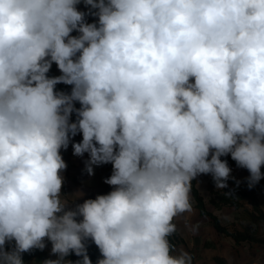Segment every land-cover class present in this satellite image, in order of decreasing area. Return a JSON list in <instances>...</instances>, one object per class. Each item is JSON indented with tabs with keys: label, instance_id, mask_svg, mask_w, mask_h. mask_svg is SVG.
I'll use <instances>...</instances> for the list:
<instances>
[{
	"label": "clouds",
	"instance_id": "clouds-1",
	"mask_svg": "<svg viewBox=\"0 0 264 264\" xmlns=\"http://www.w3.org/2000/svg\"><path fill=\"white\" fill-rule=\"evenodd\" d=\"M77 134L89 176L112 166L82 203L61 195ZM228 155L264 178V0H0V264L45 239L42 264H92L89 240L96 264H193L173 221L201 174L228 187Z\"/></svg>",
	"mask_w": 264,
	"mask_h": 264
},
{
	"label": "crops",
	"instance_id": "crops-1",
	"mask_svg": "<svg viewBox=\"0 0 264 264\" xmlns=\"http://www.w3.org/2000/svg\"><path fill=\"white\" fill-rule=\"evenodd\" d=\"M80 10L85 11V6L81 7ZM52 74L58 76L61 73L59 70H53ZM70 91L71 87L67 89L66 93H70ZM75 118V114H73L72 120L74 121ZM81 138L82 135L77 134L72 138L67 150H61V155L67 164L66 170L61 173L64 178L61 195L70 198L78 191L83 192L84 196L76 200L75 203H82L84 199H95L99 193L109 190V185L104 183V180L108 178L104 165L93 166L94 175L89 176L85 170V161L89 159L88 154L73 155L72 143L80 142ZM228 165L231 168L230 176L242 181L249 176L247 169L238 167L236 163ZM210 179L211 175L209 174H201L197 177V187L204 197L206 209L218 216L220 222L230 230H249L257 237L264 238V221L258 218L260 214H264V186L258 193L259 205L257 208L254 207L249 198H239V205H216L213 201L215 193L209 188ZM190 195L193 213H185L184 216L177 217L173 221L177 226L173 255H176L178 250L183 248L192 255L193 264H219L218 257L225 258L228 263L231 261V264H247L248 261L264 252V244L261 242L236 241L232 236L219 231L215 226L214 219L201 212L192 191ZM69 207H74V204H70ZM185 216H189L190 223L200 224L196 234H192L185 227ZM45 244L44 250L47 251L49 257L35 256L26 264H42L46 259L57 258L51 253V242L45 239ZM67 259L71 260L69 257Z\"/></svg>",
	"mask_w": 264,
	"mask_h": 264
},
{
	"label": "trees",
	"instance_id": "trees-1",
	"mask_svg": "<svg viewBox=\"0 0 264 264\" xmlns=\"http://www.w3.org/2000/svg\"><path fill=\"white\" fill-rule=\"evenodd\" d=\"M84 5L83 3H81L80 5H78V9L80 10L81 6ZM87 11V9L85 10ZM87 22L91 23V22H95V17L92 16H88ZM78 33L73 32L72 35H77ZM53 70H58L57 66L53 63L50 71H49V76H54L52 74ZM71 87L69 85H64V84H58L56 86V90L57 91H64L66 92L67 89ZM77 108L80 107L79 103H76L75 105ZM82 140V138H81ZM221 159L223 160H227L228 164H235L236 162L234 160L231 159V156H224L221 157ZM104 168L108 174V177L111 175L112 173V166L111 164H105ZM262 173H264V166H262L261 168ZM211 175V174H209ZM214 180L211 176L210 182H209V188L211 191H213V187H214ZM228 187L225 189H221L219 191L216 192V196H217V200L215 201L216 205H220V204H234V205H239V198H249L253 204L254 207L257 208V206L259 205V201H258V193L259 191L263 188L264 186V178H262L253 188L249 189L248 184H247V178L245 180H239L238 178L234 177V176H230V178L227 181ZM112 190L111 186H109V190L107 192H101L98 195H102V194H107L108 192H110ZM191 191L193 193V196L197 202V206L200 208L201 212L203 214H208L210 215L213 219H214V223L215 226L218 228L219 231L232 236L236 241H242V240H246L249 242H254V241H258L264 244V238H259L257 237L253 232L249 231V230H230L227 226L223 225L220 222V219L218 218V216L212 214L211 212H209L206 209V205H205V200L203 195H201L198 187H197V178L196 180L192 181V188ZM226 193H231V195L226 194ZM259 219L264 221V214H260V216H258ZM177 236V231L171 235L169 237V241L170 244L175 245V238ZM9 249L12 247V245H8L7 246ZM87 252L88 255L92 261V264H96V261L101 258L100 256V252L99 249L96 247V245L91 241H87ZM35 256H40L42 258H48L49 255L47 253L46 250H39V249H33L30 252H25L22 254V260L24 262V264H26V262L28 260H30L31 258L35 257ZM69 258L72 261H77L80 259V257L75 256V254H72L69 256ZM219 264H229L227 262V260L223 257H218L217 258Z\"/></svg>",
	"mask_w": 264,
	"mask_h": 264
},
{
	"label": "rangeland",
	"instance_id": "rangeland-1",
	"mask_svg": "<svg viewBox=\"0 0 264 264\" xmlns=\"http://www.w3.org/2000/svg\"><path fill=\"white\" fill-rule=\"evenodd\" d=\"M83 6H84V5H82L81 7H83ZM219 190H221V189H217V188L215 187V184H214V187H213V192L215 193V197H213V201H214V202L217 200L216 192L219 191Z\"/></svg>",
	"mask_w": 264,
	"mask_h": 264
}]
</instances>
